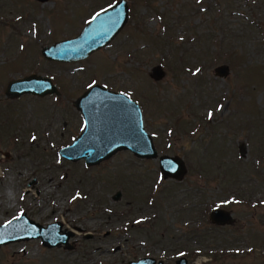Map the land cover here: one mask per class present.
Returning a JSON list of instances; mask_svg holds the SVG:
<instances>
[{
	"label": "rangeland",
	"instance_id": "1",
	"mask_svg": "<svg viewBox=\"0 0 264 264\" xmlns=\"http://www.w3.org/2000/svg\"><path fill=\"white\" fill-rule=\"evenodd\" d=\"M118 1L0 0V225L24 212L74 232L69 250L1 246L0 264H264V0H125L127 21L106 47L43 57ZM32 74L57 93L6 97ZM94 84L139 105L158 155L184 160L181 181L129 151L95 166L59 156L84 128L73 102ZM216 208L233 223L212 224Z\"/></svg>",
	"mask_w": 264,
	"mask_h": 264
},
{
	"label": "water",
	"instance_id": "2",
	"mask_svg": "<svg viewBox=\"0 0 264 264\" xmlns=\"http://www.w3.org/2000/svg\"><path fill=\"white\" fill-rule=\"evenodd\" d=\"M94 17L76 37L43 47V57L49 61H78L106 47L127 21V2L118 1ZM214 72L216 76L226 77L229 71L226 65H221ZM162 74L159 67L153 68L152 76L155 79L162 77ZM56 93L57 89L50 78L36 74L11 80L5 88V95L9 99L23 95L43 97ZM73 105L83 117L84 128L70 145L59 150L60 157L71 162L83 160L86 166H95L119 151H129L137 158H158L159 171L165 179L181 181L186 174L187 168L182 158L158 155L152 137L143 126L139 105L127 95L95 84L80 95ZM120 196V192H117L114 199H119ZM209 217L210 222L215 225H229L234 221L228 211L218 208ZM73 237L74 232L63 229L62 223L42 226L28 218L24 212L18 218L0 225V247L39 239L48 249L62 247L69 250L72 248L69 240ZM187 262L186 258L180 257L174 264ZM127 264L169 263L147 257Z\"/></svg>",
	"mask_w": 264,
	"mask_h": 264
},
{
	"label": "trees",
	"instance_id": "3",
	"mask_svg": "<svg viewBox=\"0 0 264 264\" xmlns=\"http://www.w3.org/2000/svg\"><path fill=\"white\" fill-rule=\"evenodd\" d=\"M205 230H209V231H210V229L207 228L206 226H205ZM193 233H195V235H196L199 239L205 237V233H204V232H201V229H199V230H193Z\"/></svg>",
	"mask_w": 264,
	"mask_h": 264
},
{
	"label": "snow or ice",
	"instance_id": "4",
	"mask_svg": "<svg viewBox=\"0 0 264 264\" xmlns=\"http://www.w3.org/2000/svg\"><path fill=\"white\" fill-rule=\"evenodd\" d=\"M95 18V17H94ZM211 116H212V113H209V117L211 118Z\"/></svg>",
	"mask_w": 264,
	"mask_h": 264
},
{
	"label": "bare ground",
	"instance_id": "5",
	"mask_svg": "<svg viewBox=\"0 0 264 264\" xmlns=\"http://www.w3.org/2000/svg\"><path fill=\"white\" fill-rule=\"evenodd\" d=\"M9 196H12V194H9Z\"/></svg>",
	"mask_w": 264,
	"mask_h": 264
}]
</instances>
